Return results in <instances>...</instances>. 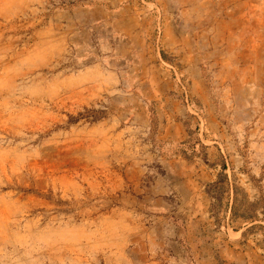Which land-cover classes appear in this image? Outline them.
<instances>
[{
  "label": "rangeland",
  "instance_id": "374dc122",
  "mask_svg": "<svg viewBox=\"0 0 264 264\" xmlns=\"http://www.w3.org/2000/svg\"><path fill=\"white\" fill-rule=\"evenodd\" d=\"M222 160L264 205V0H0V264H264Z\"/></svg>",
  "mask_w": 264,
  "mask_h": 264
},
{
  "label": "trees",
  "instance_id": "16d2710c",
  "mask_svg": "<svg viewBox=\"0 0 264 264\" xmlns=\"http://www.w3.org/2000/svg\"><path fill=\"white\" fill-rule=\"evenodd\" d=\"M98 119L94 117L93 120ZM191 131L188 130V138L179 143V152L186 158L193 155H204L203 150L206 148L198 138H190ZM222 157V156H221ZM222 171L218 173L217 179L207 185L206 193L214 201L211 205V216L214 217L215 224L220 227L222 219L218 218L219 209L225 205L226 211L230 213V219L240 217L244 221L253 222L256 220V210L261 208V215L264 219V205H259L258 202H250L247 199L246 193L236 184H230L229 178L224 170L226 165L222 160L220 163ZM226 198V203L222 200ZM252 226V225H251Z\"/></svg>",
  "mask_w": 264,
  "mask_h": 264
}]
</instances>
